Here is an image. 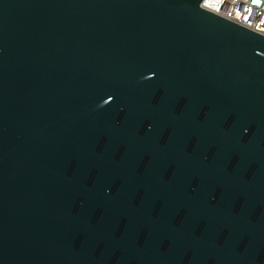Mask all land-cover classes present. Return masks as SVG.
I'll use <instances>...</instances> for the list:
<instances>
[{"label":"water","instance_id":"water-1","mask_svg":"<svg viewBox=\"0 0 264 264\" xmlns=\"http://www.w3.org/2000/svg\"><path fill=\"white\" fill-rule=\"evenodd\" d=\"M203 0H0V264H264V36Z\"/></svg>","mask_w":264,"mask_h":264},{"label":"built area","instance_id":"built-area-1","mask_svg":"<svg viewBox=\"0 0 264 264\" xmlns=\"http://www.w3.org/2000/svg\"><path fill=\"white\" fill-rule=\"evenodd\" d=\"M201 8L264 36V0H203Z\"/></svg>","mask_w":264,"mask_h":264}]
</instances>
